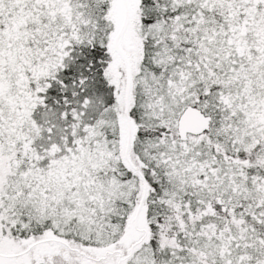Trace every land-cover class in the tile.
I'll return each instance as SVG.
<instances>
[{"label":"snow or ice","instance_id":"6c2138e0","mask_svg":"<svg viewBox=\"0 0 264 264\" xmlns=\"http://www.w3.org/2000/svg\"><path fill=\"white\" fill-rule=\"evenodd\" d=\"M0 264H264V0H0Z\"/></svg>","mask_w":264,"mask_h":264}]
</instances>
